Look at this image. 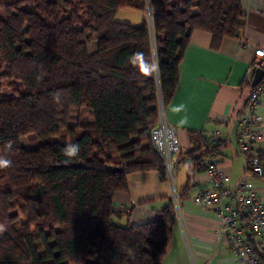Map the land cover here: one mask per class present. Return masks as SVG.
<instances>
[{
    "label": "trees",
    "instance_id": "16d2710c",
    "mask_svg": "<svg viewBox=\"0 0 264 264\" xmlns=\"http://www.w3.org/2000/svg\"><path fill=\"white\" fill-rule=\"evenodd\" d=\"M123 6L147 17L115 19ZM243 25L240 0H0V264H159L173 200L119 225L111 195L130 172L166 178L150 129L191 29L214 44ZM194 139L183 195L205 168Z\"/></svg>",
    "mask_w": 264,
    "mask_h": 264
},
{
    "label": "crops",
    "instance_id": "0c3cea01",
    "mask_svg": "<svg viewBox=\"0 0 264 264\" xmlns=\"http://www.w3.org/2000/svg\"><path fill=\"white\" fill-rule=\"evenodd\" d=\"M240 4L244 25L236 36L222 37L213 44L211 34L196 27L184 45L175 89L162 107L163 119L177 128L180 147L171 157L170 168L166 167V178L154 169L130 172L125 176L126 189L111 195L115 206H125L122 215L133 218V223L152 219L166 199L173 200L171 231L159 264H243L225 235L215 233L213 210L190 199L197 190L209 186L204 169L191 174L192 184L185 195L180 191L188 169L181 152L195 141L198 131L218 132L215 159L218 168L228 174L230 184L246 173L236 147L235 115L245 110L253 50L264 47V15L255 11L262 6L261 0H240ZM258 102V129L264 136V93ZM261 152L264 161V145ZM251 181L257 197L264 201V173L252 176Z\"/></svg>",
    "mask_w": 264,
    "mask_h": 264
},
{
    "label": "built area",
    "instance_id": "2783aa9c",
    "mask_svg": "<svg viewBox=\"0 0 264 264\" xmlns=\"http://www.w3.org/2000/svg\"><path fill=\"white\" fill-rule=\"evenodd\" d=\"M261 1L262 6L255 11L264 15V0ZM263 66L264 47L257 46L248 70L251 72L256 67L263 69ZM262 93L264 73L255 84L249 86L245 110L235 115L236 147L243 157L246 173L230 184L228 174L218 168L215 159L213 145L217 143L218 132L206 134L204 171L209 186L197 190L190 197L192 202L213 210L217 218L215 233L225 235L236 258L243 264H264V201L257 197L251 181L252 176L264 173V161L260 158L264 136L258 129L261 116L257 110ZM161 115L162 106L159 105V115L151 126L150 139L154 149L163 156L165 166L170 168L171 157L180 148L177 128ZM225 198L229 201H224Z\"/></svg>",
    "mask_w": 264,
    "mask_h": 264
},
{
    "label": "rangeland",
    "instance_id": "374dc122",
    "mask_svg": "<svg viewBox=\"0 0 264 264\" xmlns=\"http://www.w3.org/2000/svg\"><path fill=\"white\" fill-rule=\"evenodd\" d=\"M145 17H147L146 12L143 11H139L135 8L132 7H128V6H123V7H119L116 10L115 16L114 18L120 21H125V22H129V23H140ZM95 47V41L91 40L88 44V50L91 51V49H94ZM4 91H6V89H2ZM26 136H21L19 138V141L22 145H24L23 143L26 142ZM168 183H169V178H168ZM113 210L118 211V213L123 214L124 212H126L125 206L123 205H119V206H115L113 204L112 206ZM17 218L20 221L24 220V215H22L21 213L17 214ZM119 217H117L116 215L111 216V219L113 222L119 224V225H124L126 223L128 224H132L133 223V218H128L127 215H121L119 219H117ZM18 225V223H16L15 227Z\"/></svg>",
    "mask_w": 264,
    "mask_h": 264
},
{
    "label": "water",
    "instance_id": "95a60500",
    "mask_svg": "<svg viewBox=\"0 0 264 264\" xmlns=\"http://www.w3.org/2000/svg\"><path fill=\"white\" fill-rule=\"evenodd\" d=\"M263 73H264L263 72V69L257 68V67L254 68L253 69V72H252V75H251V79H250V85L255 84L261 78V76L263 75Z\"/></svg>",
    "mask_w": 264,
    "mask_h": 264
},
{
    "label": "clouds",
    "instance_id": "9594fccd",
    "mask_svg": "<svg viewBox=\"0 0 264 264\" xmlns=\"http://www.w3.org/2000/svg\"><path fill=\"white\" fill-rule=\"evenodd\" d=\"M0 163L7 165V164H9L10 162L7 161V160H0Z\"/></svg>",
    "mask_w": 264,
    "mask_h": 264
}]
</instances>
